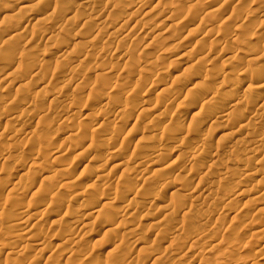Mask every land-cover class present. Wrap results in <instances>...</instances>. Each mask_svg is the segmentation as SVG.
Returning a JSON list of instances; mask_svg holds the SVG:
<instances>
[{
  "label": "rangeland",
  "instance_id": "374dc122",
  "mask_svg": "<svg viewBox=\"0 0 264 264\" xmlns=\"http://www.w3.org/2000/svg\"><path fill=\"white\" fill-rule=\"evenodd\" d=\"M89 1L0 3V264H264V69L250 71L264 68V0ZM35 15L46 23L25 25ZM30 31L42 39L26 46ZM103 100L126 107L122 123L91 115Z\"/></svg>",
  "mask_w": 264,
  "mask_h": 264
},
{
  "label": "bare ground",
  "instance_id": "6f19581e",
  "mask_svg": "<svg viewBox=\"0 0 264 264\" xmlns=\"http://www.w3.org/2000/svg\"><path fill=\"white\" fill-rule=\"evenodd\" d=\"M6 1H7V0H0V3L6 2ZM142 1H143V0H142ZM184 1H185V0H184ZM186 1H187V0H186ZM191 1H192V0H191ZM193 1H194V0H193ZM193 1L191 2V4H192V3H199V2H196V1L193 2ZM42 2H43V1H42ZM79 2H80L79 5H81V6L85 7V8H86L87 6L89 7V6L92 4V3L90 4V1H89V0H81V1L79 0ZM135 2H136V1H134V3H135ZM139 2H141V1H139ZM258 2H259V1H258ZM7 3H8V2H7ZM184 3H185V2H184ZM260 3H262V2H260ZM5 4H6V3H5ZM42 4H43V3H42ZM47 4H48V3H47ZM130 4H133V3H130ZM139 4H140V3H139ZM188 4L191 5V4H190V0L187 1V4H186V5H188ZM241 4H242V3H241ZM7 5H8V4H7ZM141 5H142V4H141ZM143 5H144V4H143ZM199 5H200V4H199ZM5 6H6V5H5ZM81 6H80V7H81ZM92 6H93V5H92ZM192 6H193V4L191 5V7H192ZM201 6H202V5H201ZM262 6H263V5H262ZM0 7H1V6H0ZM114 7H115V6H114ZM191 7H190V9H192ZM195 7H196V6H194L193 8H195ZM216 7L219 8V6H216ZM64 8H65V7H64ZM139 8H140V7H139ZM139 8H138V10H139ZM153 8H154V7H153ZM177 8H180V6H178ZM177 8H175V9H177ZM187 8H189V6H188ZM210 8H211V7H210ZM218 8H214V7H212L211 9H214L215 12H219V9H218ZM220 8H221V7H220ZM65 9H66V8H65ZM90 9H92V8H90ZM175 9H174V10H175ZM181 9H182V8H181ZM216 9H218V10L216 11ZM68 10H69V9H68ZM123 10H124V9H123ZM123 10H121V11H123ZM138 10H137V11H138ZM177 10H179V9H177ZM177 10H176V11H177ZM198 10H199V9H198ZM206 10H207V9H206ZM208 10H209V12H208V11H205V12H206V13L208 14V16L210 17V16L212 15L210 12L213 11V10H210V9H208ZM190 11H191V10H190ZM220 11H221V10H220ZM236 11H237V10H236ZM238 11H239V10H238ZM251 11H252V10H251ZM58 12H59V11H58ZM64 12H65V11H64ZM66 12H67V11H66ZM127 12H128V11H127ZM132 12H133V13L136 12L135 8H134V11L132 10ZM205 12H204V13H205ZM213 12H214V11H213ZM15 13H16V12H15ZM90 13H91V12H90ZM122 13H123V12H122ZM124 13H125V15L127 14V13L125 12V10H124ZM176 13H177V12H176ZM209 13H210L211 15H210ZM251 13H252V12H251ZM31 14H32V13H31ZM60 14L62 15V13H60ZM130 14H132V13L130 12ZM134 14H135V13H134ZM146 14H147V13H146ZM146 14H143V15H146ZM174 14H175V13H174ZM207 14H206V15H203V17H204V16L207 17ZM214 14H215V13H213V15H214ZM63 15L65 16V15H67V14H66V13H63ZM63 15H62V16H63ZM107 15H108V14H107ZM107 15H106V16H107ZM135 15H137V14H135ZM170 15H171V14H170ZM172 15H173V14H172ZM215 15H216V14H215ZM11 16H12V18H10ZM11 16L9 17L11 20L7 22V23H9V24H7V25H11V28H12V29H10L9 31H7V32L9 33V35H7V36H8L7 39L5 38V39H6V40H5V43H6L7 45H8L9 43L11 44V43H12V40H13V39H14V40L17 39V37L20 35V33L17 31V30L19 29V26L17 25V22L15 21V18L13 17V15H11ZM130 16H131V15H130ZM133 16H134V15H133ZM216 16H217V15H216ZM4 17H5V16H4ZM6 17H7V16H6ZM15 17H16V16H15ZM153 17H154V16H153ZM205 17H204V18H205ZM213 17H214V16H213ZM252 17H253V16H252ZM257 17H258V16H257ZM1 18H2V17H1ZM67 18H68V17H67ZM67 18H66V19H67ZM105 18H106V17H105ZM109 18H110V17H109ZM207 18H208V17H207ZM254 18H255V17H254ZM46 19H47V18L44 17L43 15H41V16H39V15L36 16V15H35L34 18H31V19L28 18L27 23H26L25 25H27L28 23L33 24L32 21H34L33 26H36V25L39 24V23L44 24V23H46V21H47ZM70 19H71V18H70ZM92 19H93V17H92ZM98 19H99V18H98ZM100 19H101V18H100ZM130 19H131V17H130ZM149 19H150V18H149ZM173 19H174V18H173ZM205 19H206V18H205ZM205 19H204V20H205ZM208 19H210V18H208ZM211 19H212V17H211ZM226 19H227V18H226ZM250 19H251V18H250ZM6 20H7V19H5V21H6ZM128 20H129V18H128ZM202 20H203V19H202ZM206 20H207V19H206ZM212 20H213V19H212ZM223 20H224V19H223ZM245 20H246V19H245ZM97 21H98V20H97ZM105 21H106V20H105ZM168 21H169V20H168ZM178 21H179V20H178ZM181 21H182V19H181ZM255 21H257V20L255 19ZM15 22H16V23H15ZM143 22H144V21H143ZM149 22H150V21H149ZM248 22H249V19H248ZM36 23H37V24H36ZM84 23H86V22H84ZM245 23H246V22H245ZM35 24H36V25H35ZM61 24H62V23H61ZM86 24H87V23H86ZM176 24H177V23H176ZM261 24H262V23H261ZM0 25H1V23H0ZM7 25H6V26H7ZM104 25H105V24H104ZM150 25H151V24H150ZM177 25H178V24H177ZM177 25H176V28H177V29L182 27V26L180 27V25H178L179 27H177ZM1 26H2V25H1ZM1 26H0V27H1ZM59 26H60V25H59ZM243 26H244V25H243ZM23 27H24V26H23ZM103 27H104V26H103ZM174 27H175V26H174ZM174 27H173V30H174ZM1 28H2V27H1ZM1 28H0V29H1ZM9 28H10V27H9ZM9 28H8V29H9ZM24 28H25V27H24ZM24 28H23V29H24ZM28 28H29V27H28ZM99 28H100V27H99ZM171 28H172V27H171ZM171 28H170V29H171ZM176 28H175V29H176ZM30 29H31V28H30ZM33 29H34V28H33ZM33 29H32V30H33ZM92 29H93V28H92ZM102 29H104V28H101V30H102ZM210 29H211V28H210ZM236 29H238V28H236ZM248 29H249V28H248ZM255 29H256V28H255ZM1 30H2V29H1ZM1 30H0V33H3V32H1ZM25 30H26V29H25ZM25 30H23V31H25ZM58 30H59V29H58L56 26H52V27L48 28V31H49V32H43V33H45V34L48 35V37H47L46 39H52V38H53V36H52V32H53V31L55 32V31H58ZM134 30H135V29H134ZM26 31H27V30H26ZM36 31H37V30H36ZM44 31H47V30H44ZM99 31H100V29H99ZM142 31H143V30H142ZM175 31H177V30H175ZM254 31H255V30H254ZM4 32H5V31H4ZM17 32H18V33H17ZM34 32H35V30H34ZM38 32H39V31H38ZM21 33H23V32H21ZM29 33H31V31H30ZM43 33L40 32L41 36H42ZM55 33H56V32H55ZM179 33H180V32H179ZM206 33H207V32H206ZM211 33H212V32H211ZM211 33H210V34H211ZM216 33H217V32H216ZM31 34H32V33H31ZM31 34H30L28 40L25 42V45H26V43H27V45H29L33 40H36V39H42V38H38L39 33H38V34L36 33L37 35H34V33H33L32 35H31ZM110 34H113V33H110ZM0 35H1V34H0ZM106 35H107V34H106ZM223 35H224V34H223ZM1 36L3 37V35H1ZM1 36H0V37H1ZM54 37H55V36H54ZM0 39H1V38H0ZM18 39H19V38H18ZM18 39H17V40H18ZM54 39H55V38H54ZM92 39H93V37H92ZM133 39H134V37H133ZM173 39H174V38H173ZM185 39H186V38H185ZM138 40H139V39H138ZM6 41H7V42H6ZM50 41H51V40H50ZM90 41H91V40H90ZM132 41H133V40H132ZM132 41H131V42H132ZM8 42H9V43H8ZM15 42H16V41H15ZM45 42H46V41H45ZM82 43H83V42H82ZM90 43H91V42H90ZM92 43H93V42H92ZM199 43H200V42H199ZM3 44H4V43H3ZM12 44H13V43H12ZM87 44H88V43H87ZM215 44H217V43H215ZM27 45H26V46H27ZM75 45H76V44H75ZM83 45H84V44H83ZM226 45H227V44H226ZM256 45H257V44H256ZM8 46H9V45H8ZM26 46H23V47H26ZM107 46H108V44H107ZM209 46H210V45H209ZM257 46H258V45H257ZM17 47H18V46H17ZM81 47H82V46H81ZM211 47H213V46H211ZM221 48H222V47H221ZM237 48H238V47H237ZM239 48H240V47H239ZM242 48H243V47H242ZM24 49H25V48H24ZM226 49H229V48H225V50H226ZM248 49H249V48H248ZM225 50H224V52H225ZM250 50H252V49H250ZM231 51H232V50H231ZM41 52H42V51H41ZM221 52H222V51H221ZM23 53H24V52H23ZM39 53H40V52H39ZM185 53H186V52H185ZM233 53H234V52H233ZM26 54H27V53H26ZM43 54H45V53H43ZM43 54H42V55H43ZM70 55H71V54H70ZM188 56H189V55H188ZM256 56H257V55H256ZM23 57H24V56H23ZM184 57H185V56H184ZM66 58H67V57H66ZM95 58H96V57H95ZM97 58H98V57H97ZM40 59H41V58H40ZM98 59H99V58H98ZM253 59L255 60V59H257V58H253ZM27 60H28V59H27ZM38 60H39V59H38ZM101 60H102V59H101ZM22 61H23V60H22ZM39 61H40V60H39ZM69 61H70V60H69ZM97 61H98V60H97ZM26 62H27V61H26ZM210 62H211V61H210ZM237 62H238V61H237ZM29 63H30V62H29ZM29 63H28V64H29ZM49 63H50V62H49ZM68 63H69V62H68ZM58 64H59V63H58ZM58 64H57V65H58ZM70 64H71V61H70ZM151 64H152V63H151ZM202 64H203V63H202ZM239 64H240V63H239ZM242 64H243V63H242ZM242 64H241V65H242ZM5 65H6V63H3V64L0 66V69H2V67L5 66ZM35 65H36V64H33V65H32V68H33V66H35ZM102 65H103V64H102ZM216 65H217V64H216ZM75 66H76V65H75ZM106 66H107V65H106ZM202 66H203V65H202ZM9 67H10V66H9ZM35 67H36V66H35ZM35 67H34V68H35ZM71 67H72V66H71ZM114 67H115V66H114ZM200 67H201V66H200ZM54 68H55V67H54ZM56 68H57V67H56ZM56 68H55V69H56ZM79 68H80V67H79ZM105 68H106V67H105ZM116 68H117V67H116ZM174 68H175V67H174ZM196 68H197V67H196ZM36 69H37V68H36ZM55 69H53V70H55ZM106 69H107V68H106ZM151 69H152V68H151ZM263 69H264V68H262V67H260V66H259V67H258V66H255L254 69L252 68L251 70H250V69H249V70L251 71V75H253V74H256V73L260 72V70L263 71ZM56 70H59V69H56ZM56 70H55V71H56ZM70 70H72V69L70 68ZM73 70H74V68H73ZM103 70H104V69H103ZM129 70H130V69H129ZM149 70H150V69H149ZM211 70H214V69H211ZM55 71H54V72H55ZM147 71H148V70H147ZM220 71H221V70H220ZM68 72H69V71H68ZM167 72H168V71H167ZM187 72L190 73L189 76H191L192 74L195 73L193 70H187L186 73H187ZM193 72H194V73H193ZM13 73H14V72H13ZM15 73H16V72H15ZM105 73H108V71L105 72ZM200 73H201V71H200ZM230 73H231V72H230ZM238 73H239V72H238ZM61 74H62V73H61ZM65 74H66V73H65ZM100 74H101V73H100ZM100 74H98V76H99ZM167 74H168V73H167ZM187 74H188V73H187ZM258 74H259V73H258ZM102 75L104 76L105 74L103 73V74H101L100 76H102ZM110 75H112V74H110ZM152 75H154V74H152ZM195 75H196V74H195ZM251 75H250V76H251ZM98 76H97V77H98ZM185 76H186V75H185ZM247 76H248V75H247ZM258 76H259V75H258ZM210 77H211V76H210ZM256 77H257V76H256ZM173 78H174V77H173ZM176 78H177V77L175 76V79H176ZM179 78L181 79V77H179ZM185 78H186V77H185ZM208 78H209V77H208ZM208 78L204 76V77L202 78V82H206V81H208V80H209ZM216 78H217V77H216ZM51 79H52V78H51ZM101 79H102V78H101ZM171 79H172V78H171ZM210 79H211V78H210ZM172 80H173V79H172ZM240 80H241V79H240ZM254 80H255V79H254ZM174 81H177V80H174ZM183 81H184V80H183ZM55 82H56V81H55ZM172 82H173V81H172ZM187 82H188V81H187ZM209 82H210V81H209ZM24 83H25V82H24ZM58 83H59V82H58ZM175 83H176V82H175ZM175 83H174V84H175ZM261 83H262V82H261ZM29 84H30V83H29ZM174 84H173V85H174ZM184 84H185V83H184ZM205 84H206V83H205ZM205 84H204V85H205ZM54 85H55V84H54ZM69 85H70V84H69ZM200 85H201V84H200ZM207 85H208V84H207ZM56 86H57V85H56ZM182 86H183V85H182ZM258 86H259V85H258ZM65 87H66V86H65ZM115 87H116V86H115ZM190 87H191V86H190ZM209 87H210V86H209ZM56 88H57V87H56ZM118 88H119V87H118ZM124 88H125V87H124ZM203 88H204V87H203ZM252 88H253V87L251 86V80H247V83L245 84V88H243L242 90L246 91V90H250V89H252ZM64 89H65V88H64ZM126 89H128V88H126ZM167 89H168V88H167ZM205 89H206V88H205ZM255 89H256V88H255ZM132 90H133V89H132ZM202 90H203V89H202ZM232 90L235 91L236 96H237V95H241L242 93H243V95L245 94L244 91H243V92H242V91H241V92H240V91H237V90H239V88H237V86H236V88H235V87H232ZM62 91H63V90H62ZM141 91H142V90H141ZM52 92H53V91H52ZM82 92H83V91H82ZM202 92H203V91H202ZM207 92H209V91H207ZM207 92H206L205 94H207ZM250 92H251V91H250ZM250 92H249V93H250ZM18 93H19V92H18ZM18 93H17V94H18ZM176 93H177V92H176ZM73 94H74V93H73ZM73 94H72V95H73ZM161 94H162V93H160V95H161ZM171 94H172V93H171ZM173 94H175V93L173 92ZM70 95H71V94H70ZM72 95H71V96H72ZM258 95H259V94H258ZM258 95H257V96H258ZM21 96H22V95H21ZM56 96H57V95H56ZM65 96H66V95H65ZM71 96H70V97H71ZM73 96H74V95H73ZM73 96H72V98H73ZM157 96H158V92L156 93V98L159 97V96H158V97H157ZM205 96H206V95H205ZM241 96H242V95H241ZM246 96H247V95H246ZM35 97H36V96H35ZM66 97H67V100H68V98H70V97H68V96H66ZM249 97H250V96H249ZM249 97H247V98H249ZM23 98H24V96H23ZM55 98H56V97H55ZM72 98H71V99H72ZM109 98H110V97H109ZM171 98H172V99H171ZM171 98H170V99H171V102H172V100H174V98H176V95H173ZM209 98H210V97H209ZM238 98H239V96H238ZM245 98H246V97H245ZM251 98H252V101L249 102L248 105L251 103L250 105H254L255 107H258V106H260L259 104H262V103H260V100L258 99V100H259V102H258V100H256L254 96L251 97ZM1 99H2V98H1ZM74 99H75V97H74ZM111 99H112V98H111ZM197 99H198V98H197ZM197 99H196V100H197ZM240 99H241V98H240ZM263 99H264V98H263ZM19 100H21V99H18V101H19ZM52 100H53V98H52ZM54 100H55V99H54ZM64 100H65V99H64ZM76 100H77V98H76ZM245 100H246V99H245ZM70 101H71V100H70ZM86 101H87V100H86ZM192 101H193V100H192ZM236 101H237V100H236ZM246 101H248V100H246ZM246 101H245V102H246ZM262 101H263V103H264V100H261V102H262ZM50 102L52 103V101H49V103H50ZM53 102H54V101H53ZM60 102H63V101L60 100L58 105H60ZM77 102H78V101H77ZM87 102H88V101H87ZM168 102H170V101H168ZM205 102H206V100H205ZM208 102H209V101H208ZM238 102H239V101H238ZM245 102H244V103H245ZM51 103H50V104H51ZM64 103H65V102H64ZM64 103H63V104H64ZM67 103H68V101H67ZM70 103H71V102H70ZM85 103H86V102H85ZM111 103H112V102H111ZM111 103H110V101H108V100H103V101H100V102L94 104L93 107L90 108V111H91V113H92L91 115H93V116H95V117H99V116H103V115H107V114H108L109 117H108V118L106 119V121H105V122H107V124L109 123V124L113 125V124H115V123H122L121 121H123V119H121V118H123V116H124V114H125V108H126V107L121 106V107H119L117 110H115V111L112 112V106H111ZM114 103H115V102H114ZM54 104H55V103H54ZM115 104H116V103H115ZM192 104H194V102H193ZM207 104H208V103H207ZM234 104H235V103H234ZM245 104H247V103H245ZM29 105H30V104H29ZM69 105H70V104H69ZM236 105H237V104H236ZM33 106H35V104H34ZM65 106H67V104H66ZM71 106L74 107L75 104H74V106H73V102H72ZM176 106H177V105H176ZM200 106H201V105H200ZM234 106H235V105H234ZM262 106H263V105H262ZM37 107H38V105H37ZM52 107H54V106H52ZM58 107H59V106H58ZM68 107H70V106H67L66 108H68ZM263 107H264V106H263ZM49 108H50V107H49ZM141 108H142V107H141ZM190 108H191V107H190ZM200 108L203 109V104H202V107H200ZM233 108H235V107H233ZM81 109H82V108H81ZM143 109H144V108H143ZM149 109H150V108H149ZM149 109H148V110H149ZM151 109H152V108H151ZM163 109H164V108H163ZM248 109H249V108H248ZM263 109H264V108H263ZM263 109H262V110H263ZM53 110H54V108H53ZM53 110H52V111H53ZM55 110H56V109H55ZM57 110H59V108H58ZM62 110H63V109H62ZM68 110H69V109H68ZM68 110L66 109V111H68ZM72 110H73V109H72ZM174 110H175V109H174ZM188 110H190V109L188 108ZM188 110H186V112H189ZM205 110H206V109H205ZM63 111H64V110H63ZM90 111H88V112H90ZM139 111H143V110H140V109H139ZM206 111H208V110H206ZM12 112H13V111H12ZM54 112H55V111H54ZM68 112H69V111H68ZM209 112H210V111H209ZM214 112H216V111H214ZM55 113H56V112H55ZM71 113H72V112H71ZM106 113H107V114H106ZM212 113H213V112H212ZM230 113H231V112H230ZM8 114H10V113H8ZM13 114H14V113H13ZM158 114H159V113H158ZM208 114H210V113H208ZM213 114H214V113H213ZM213 114H212V115H213ZM215 114H216V113H215ZM215 114H214V115H215ZM1 115H2V114H1ZM1 115H0V116H1ZM5 115H7V114H5ZM11 115H12V114H11ZM110 115H111V116H110ZM154 115H155V114H154ZM260 115H261V114H260ZM3 116H4V115H3ZM86 116H87V115H86ZM126 116H127V115H126ZM126 116H125L124 118H126ZM161 116H163V115H161ZM226 116H227V115H226ZM10 117H11V116H10ZM12 117H13V116H12ZM14 117H15V116H14ZM91 117H92V116H91ZM106 117H107V116H106ZM8 118H9V117H8ZM8 118H7V119H8ZM44 118H45V117H44ZM115 118H116V119H115ZM136 118H137V117H136ZM230 118H231V116H230ZM232 118H233V117H232ZM9 119H10V118H9ZM9 119H8V120H9ZM183 119H184V118H183ZM183 119L181 120L182 123H183V121H184ZM224 119H225V118H224ZM259 119H260V118H259ZM10 120H11V119H10ZM19 120H20V119H19ZM46 120H47V118H46ZM125 120H126V119H125ZM222 120H223V119H222ZM225 120H226V119H225ZM225 120H224L223 122H225ZM15 121H16V119H15ZM94 121H95V120H94ZM212 121H213V120H212ZM220 121H221V120H220ZM226 121H227V120H226ZM213 122H214V121H213ZM221 122H222V121H221ZM227 122H228V121H227ZM18 123H20V122H18ZM40 123H42V122H40ZM49 123H50V122H49ZM100 123H101V122H100ZM214 123H215V122H214ZM214 123H213V124H214ZM23 124H24V123H23ZM47 124H48V123H47ZM109 124H108V125H109ZM149 124H150V122H149ZM211 124H212V123H211ZM223 124H224V123H223ZM24 125H25V124H24ZM40 125H41V124H40ZM22 126H23V125H22ZM17 127H18V126H17ZM25 127H27V126H25ZM42 127H43V126H42ZM98 127H99V125H98ZM98 127L96 126L95 129L97 130ZM111 127H112V126H111ZM155 127H156V126H155L154 124H150V127L148 128V130H149L150 132H154V130H156ZM163 128H164V127H163ZM182 128H183V127H182ZM19 129H20V128H19ZM99 129H100V128H99ZM165 129H166V128H165ZM189 130H190V129H189ZM192 130H193V129H192ZM246 130H247V129H246ZM249 130H250V129H249ZM92 131H93V129H92ZM92 131H91V132H92ZM94 131H95V130H94ZM250 131H251V130H250ZM33 132H34V131H33ZM37 132H38V131H37ZM95 132H96V131H95ZM179 132H180V131H179ZM235 132H236V131H235ZM235 132H234V134H236ZM186 133H187V132H186ZM192 133H193V132H192ZM242 133H243V132H242ZM245 133H246V132H245ZM250 133H251V132H250ZM32 134H33V133H32ZM34 134H35V133H34ZM190 134H191V133H190ZM35 135H36V134H35ZM38 135H39V133L37 134V137H38ZM73 135H76V134H73ZM99 135H100V134H99ZM244 135H245V134H244ZM27 136H28V135H27ZM41 136H42V134H41ZM41 136H40V138H38V139H39L40 142L42 143V141H44L45 138H44V140H41V138H43V137H41ZM77 136H78V135H77ZM112 136H113V135H112ZM112 136H111V137L109 136L110 139L112 138ZM148 136H149V135H148ZM151 136H152V134H151ZM149 137H150V136H149ZM149 137H148V138H149ZM246 137L248 138V136H246ZM246 137L243 138V139H246ZM27 138H28V137H27ZM152 138H153V140H154V137L149 138V140H151ZM239 138H240V136H239ZM241 138H242V137H241ZM249 138H250V137H249ZM25 139H26V138H25ZM107 139H108V138H107ZM112 139H113V138H112ZM146 139H147V138H146ZM243 139L240 140V141L238 140V141H239L241 144H242V143H246V140L244 141ZM141 140H143V139H141ZM235 140H236V139H235ZM75 141H76V140H75ZM79 141H80V140H79ZM106 141H107V140H106ZM108 141H109V143H110V140H108ZM206 141H207V140H206ZM250 141H251V140H250ZM256 141H257V140H256ZM32 142H33V141H32ZM147 142H148V141H147ZM235 142H236V141H235ZM259 142H260V141H259ZM143 143H144V142H143ZM163 143H164V142H163ZM201 143H202V142H201ZM204 143H205V142H204ZM249 143H250V142H249ZM252 143H253V142H252ZM149 144H150V143H149ZM247 144H248V143H247ZM37 145H38V144H37ZM202 145H205V144H202ZM202 145H201V146L198 145V146H200L199 149H200V148L202 149V148L204 147V146H202ZM235 145H236V144H235ZM245 145H246V144H245ZM256 145H258V144H256ZM259 145H260V144H259ZM259 145H258V146H259ZM147 146H149V145H147ZM198 146H197V147H198ZM206 146H207V145H206ZM258 146H257V147H258ZM40 147H41V146H40ZM90 147H91V146H90ZM98 147H99V146H98ZM42 148H43V147H42ZM68 148H69V147H67L66 150H67ZM249 148H250V147H249ZM253 148H254V147H253ZM262 148H263V145H262ZM35 149H36V148H35ZM39 149H40V148H39ZM43 149H44V148H43ZM69 149H70V148H69ZM154 149H155V148H154ZM254 149H255V148H254ZM37 150H38V149H37ZM63 150L65 151V149H61L60 151H58V150H57V151H58V152H61V151H63ZM88 150H89V149H88ZM105 150H106V149H105ZM142 150H143V148H142ZM142 150H141V151H142ZM147 150H149V151L151 152V150H153V149L148 147V148L145 149V151H147ZM190 150H191V149H190ZM195 150H196V149H195ZM235 150H236V149H235ZM249 150H250V149H249ZM38 151H39V150H38ZM38 151H37V154H38ZM149 151H147V153H148ZM246 151H248V150H246ZM40 152H41V151H40ZM66 152H67V151H66ZM106 152H107V151H106ZM143 152H144V151H143ZM240 152H241V151H240ZM252 152H253V151H252ZM53 153H54V152H53ZM63 153H64V152H62V154H63ZM109 153H110V152H109ZM117 153H118V152H117ZM151 153H152V152H151ZM191 153H192V152H191ZM199 153H200V151H199ZM207 153H208V152H207ZM237 153H238V152H237ZM60 154H61V153H60ZM81 154H82V153H81ZM120 154H121V153H120ZM201 154H202V153H201ZM251 154H252V153H251ZM38 155H39V154H38ZM56 155H57V154H56ZM63 155H64V154H63ZM63 155H58V156H57V159L62 158ZM117 155H118V154H117ZM153 155H154V154H153ZM197 156H198V155H197ZM1 157H2V156H1ZM1 157H0V158H1ZM36 157H37V156H36ZM36 157H35V159H36ZM38 157H39V156H38ZM210 157H211V156H210ZM3 158H4V156L1 158V160H2ZM53 158H54V159H53ZM53 158L51 159V161L54 160V162H55L57 159H56L55 157H53ZM189 158H194V159H195V158H196V154H192V155L190 154ZM189 158H188V159H189ZM135 159H136V158H135ZM3 160H4V159H3ZM32 161H33V160H32ZM258 162H259V161H258ZM23 163H24V162H23ZM58 163H59V162H58ZM60 163H61V162H60ZM31 164H33V163H31ZM65 164H66V163H65ZM232 164H233V163H232ZM34 165H35V164H34ZM59 165H60V164H59ZM137 165H139V164L136 163V167H137ZM190 165H191V164H190ZM42 166H43V165H42ZM134 166H135V165H134ZM255 167H256V166H255ZM43 168H44V167H43ZM58 168H59V167H58ZM68 168H69V166L67 167V169L65 170V172H68V171L71 170V169L69 170ZM63 169H64V168H63ZM63 169H62V172H61V173H63V171H64ZM131 169H132V168H131ZM7 170H8V169H7ZM9 170H10V169H9ZM41 170H42V169H41ZM235 170L237 171L236 173H238V177L243 178V177H246V176L249 177V175H250V178L246 177V180H247V178H248L249 180H251V178H253V177H251V175H254V176H255V173H256L255 170H252V171H255V172L252 173V172L250 171L251 168H241V169H239V170H237V169H235ZM235 170H234V171H235ZM43 171H44V170H43ZM160 171H161V170H160ZM227 171H228V170H227ZM13 172H14V171H13ZM65 172H64V173H65ZM69 173H70V172H68L67 175H69ZM142 173H143V172H142ZM2 174H3V173H2ZM24 174H25V173H24ZM160 174H161V172H160ZM142 175H143V174H142ZM150 175H152V174H150ZM189 175H190V174H189ZM41 178H43V176H41ZM63 178H65V177H63ZM148 178H150L149 174H148V177H147V175H146L145 182L148 181ZM222 178H223V177H222ZM236 178H237V176H236ZM241 178H240V179H241ZM39 179H40V178H39ZM43 179H44V180H46V179L48 180V178L45 179V177H44ZM50 179H52V178H50ZM182 179H183V178H182ZM240 179H239V180H240ZM41 180H42V179H41ZM134 180H135V179H134ZM239 180H238V181H239ZM244 180H245V179H244ZM260 180H261V179H258L257 182H259ZM50 181H51V180H50ZM50 181H48V182H50ZM53 181H54V180H53ZM67 182H68V181H67ZM257 182H255V183H257ZM165 183H166V182H165ZM169 183H170V182H169ZM19 184H20V183H19ZM67 184H68V183H67ZM70 185H71V184H70ZM145 185H146V184H145ZM67 186H68V185H67ZM114 186H115V185H114ZM122 186H123V185H122ZM122 186H121V187H122ZM124 186H125V185H124ZM237 186H238V185H237ZM68 187H69V186H68ZM118 187H119V186H118ZM125 187H126V186H125ZM182 187H184V186H182ZM25 188H26V187H25ZM126 188H127V187H126ZM179 188H180V187H179ZM179 188L177 189V191H179ZM67 189H68V188H67ZM127 189H128V188H127ZM131 189H132V188H131ZM137 189H139V187H138ZM183 189H184V188H183ZM183 189H182V190H183ZM27 190H28V189H27ZM116 190H117V189H116ZM140 190H141V189L136 190V191H139V192H140ZM158 190H159V189H158ZM158 190H157V191H158ZM124 191H125V190H124ZM130 191H131V190H130ZM125 192H126V191H125ZM140 193H141V192H140ZM174 193H176V192H174ZM159 194H160V191L155 192V194H154V196H153L152 199H154V198L156 199V197H157ZM168 194H169V193H168ZM171 194H172V192H171ZM260 194H261V193H260ZM129 195H130V194H129ZM134 195H135V194H134ZM136 195H137V194H136ZM261 195H262V194H261ZM143 196H144V194H143ZM160 196H161V195H160ZM169 196H170V195H169ZM259 196H260V195H258V196H256V197H259ZM158 197H159V196H158ZM19 198H20V197H19ZM19 198H18V199H19ZM132 198H133V197H132ZM137 198H138V197H137ZM16 199H17V198H16ZM140 199H141V198H140ZM20 200H21V198H20ZM20 200H19V201H20ZM128 200H129V201H127V204H128V205H130V203H131V205L134 206V207H132V208L137 207V206L134 205V202H132V201H135V200H132V201H130V199H128ZM142 200H143V199H142ZM16 202H17V200H16ZM20 202H21V201H20ZM151 202H152V201H151ZM132 203H133V204H132ZM135 204H136V203H135ZM175 204H176V203H175ZM188 204H189V203H188ZM191 205H192V204H191ZM124 206H126V204H125ZM148 206H149V205H148ZM192 206H193V205H192ZM194 206H195V205H194ZM173 207H174V206H173ZM124 209H125V208H124ZM126 209L128 210L129 208H126ZM166 210H168V209H166ZM258 210H259V209H258ZM77 211H78V210H77ZM125 211H126V210H125ZM125 211H124V212H125ZM129 211H130V210H129ZM133 211H134V210H133ZM169 211H171V210H169ZM91 212H93V211H91ZM95 212H96V211H95ZM0 213H1V212H0ZM82 213H83V212H82ZM82 213H81V217H83V216H82V215H83ZM127 213H129V212L126 211V214H127ZM87 214H88V213H87ZM129 215H130V214H129ZM163 215H164V214H163ZM88 216H89V215H88ZM123 216H124V215H123ZM129 217H130V216H129ZM79 218H80V216H79ZM84 218H85V217H84ZM86 218H87V216H86ZM80 219H81V218H80ZM26 220H27V219H26ZM24 221H25V220H24ZM24 221H23V223H24ZM26 222H27V221H26ZM19 223H20V222H19ZM80 223H81L80 220H76V219H74V222L71 224L72 227H71V225H70L69 227H68V226H67V227H68V228H72V230H74V228L77 229L78 226L81 225ZM257 223H258V222H257ZM17 224H18V223H17ZM83 224H84V223H83ZM23 225H24V224H23ZM66 225H67V224H66ZM252 225H253V224L251 223V226H252ZM17 226H19V228H20V225H17ZM24 226H25V225H24ZM81 226H83V225H81ZM168 226H169V225H168ZM249 226H250V224H249ZM256 226H257V225H256ZM30 227H32V226H30ZM30 227H29V229H28L29 232H30V229H31ZM79 227H80V226H79ZM166 227H167V226H166ZM252 227H253V226H252ZM13 228H14V227H13ZM19 228H18V229H19ZM26 228H27V227H26ZM81 228H82V227H81ZM20 229H22V228H20ZM78 229H79V228H78ZM23 230H24V229H23ZM26 230H27V229H26ZM116 230H117V229H116ZM127 230H128V229H127ZM252 230H253V229H252ZM21 231H22V230H21ZM21 231H20V234L24 233V232H21ZM24 231H25V230H24ZM28 231H26L25 233H27ZM255 231H256V229H255ZM73 232H74V231H73ZM75 232H76V231H75ZM126 232H127V231H126ZM126 232H125V234H126ZM259 232H260V231H259ZM161 233H162V232H161ZM27 234H28V233H27ZM123 234H124V233H123ZM123 234L121 233V235H123ZM127 234H131V232L129 233V231H128ZM127 234H126V235H127ZM159 234H160V233H159ZM250 234H251V233H250ZM254 234H255V233H254ZM257 234H258V233H257ZM126 235H125V236H126ZM19 236H20V235H19ZM23 236H24V235H23ZM29 236H30V235H29ZM253 236H254V235H253ZM17 237H18V236H17ZM24 237H25V236H24ZM67 237H68V236H67ZM67 237H65V238H66L65 241H66V240L69 241V239L71 240V238H68V239H67ZM122 237H124V236H122ZM25 238L27 239V236H26ZM119 238H120V237H119ZM20 239H21V238H20ZM42 239H43V238H42ZM30 241H31V240H29V242H30ZM32 241H33V240H32ZM35 241H36V240H35ZM35 241H34V242H35ZM40 241H41V239H40ZM37 242H38V241H37ZM30 243H31V242H30ZM40 243H41V242H40ZM40 243H39V244H40ZM37 244H38V243L33 244V245H37ZM39 244H38V245H39ZM16 245H18V244H16ZM23 245H26V244H23ZM31 245H32V243H31ZM43 245H45V244H43ZM5 246H6V245H5ZM39 246H40V245H39ZM7 247H8V246H7ZM19 247H20L19 245L16 246V247H14V248L11 247V248H12V249H11V253H12L14 250L21 249V248H19ZM32 247H33V246H32ZM41 247H43V246H41ZM41 247H40V248H41ZM2 248H3V246H2ZM118 248H120V247H118ZM0 249H1V248H0ZM34 249H35V248H34ZM37 249H38V248H37ZM37 249H36V250H37ZM43 249H44V248H43ZM8 250H9V249H8ZM21 250H22V249H21ZM31 250H32V249H31ZM39 250H40V249H39ZM112 250H113V249H112ZM1 251H2V250H1ZM23 251H25V250H23ZM41 251H43V250L41 249ZM9 252H10V250H9ZM9 252H7V253H9ZM15 252H17V251H15ZM37 252H39V251L37 250ZM72 252H73V251H72ZM72 252H71V253H72ZM1 254H2V253H1ZM9 254H10V253H9ZM18 255H21V252L19 253V251H18ZM7 256H8V255H7ZM24 258H25V257H24ZM13 260H16V261H17V259H13ZM13 260H12V261H13ZM24 260H25V259H24ZM32 260H33V259H32ZM16 263H17V262H16ZM17 264H18V263H17Z\"/></svg>",
  "mask_w": 264,
  "mask_h": 264
}]
</instances>
